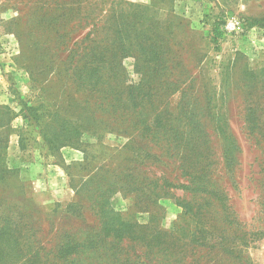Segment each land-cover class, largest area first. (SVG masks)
<instances>
[{
  "label": "rangeland",
  "instance_id": "1",
  "mask_svg": "<svg viewBox=\"0 0 264 264\" xmlns=\"http://www.w3.org/2000/svg\"><path fill=\"white\" fill-rule=\"evenodd\" d=\"M108 37L105 105L78 67ZM98 192L154 233L226 197L236 234L192 264H264V0H0V264H145Z\"/></svg>",
  "mask_w": 264,
  "mask_h": 264
},
{
  "label": "trees",
  "instance_id": "2",
  "mask_svg": "<svg viewBox=\"0 0 264 264\" xmlns=\"http://www.w3.org/2000/svg\"><path fill=\"white\" fill-rule=\"evenodd\" d=\"M109 40L110 37L106 39L107 43L102 46H92L87 55V59L78 67L83 76V83L86 87H90L92 94H96V96L99 97L100 104L105 105L106 103L104 100H108V103H111L112 99L116 97V85L112 81L111 76H108V73L112 70L113 64L111 54H109ZM102 92L107 94L101 96L99 93ZM43 108L44 104L34 107V110L37 112V118L45 116V111H40V109ZM100 108H102V106H100ZM113 112L114 111L110 113L112 114ZM139 113L141 114L140 111ZM54 115L55 114H53V116ZM149 117L150 116H147L145 118ZM41 123L46 125L45 127H48L47 122ZM159 130L165 136L170 132L165 128H161L156 129L154 133H161ZM74 132L77 136L82 134L80 128H75ZM191 185V181L183 184V186L188 189L191 188ZM174 186L177 187L176 185ZM156 192L158 195H171L169 190L163 186H160V189L158 188ZM215 196V199H221V195L215 194ZM95 199L99 202V212L97 210V214L100 218V225L103 228V238H112L113 243L118 245V247H121V242L127 241L133 251L134 257L142 258V263L145 264L151 262L153 264H178L180 262L186 263L188 259H190L188 264H192L198 257L205 255L201 253L198 257H195V254L198 253L195 249L205 246L203 245L205 238L199 236L198 232L208 233L213 236H226L227 234H236L238 230V228L235 227V212L229 211L231 207L227 203L228 199H226V197L220 200L223 203L226 200L225 203L221 205L220 210H214L213 208L211 210L202 211L201 209L195 208L194 204L188 202V207H186L183 217V221H186V223L174 222V229H172L174 231H165L164 233L160 231L156 233L150 232V229L148 230L146 225L124 220L121 212H116L111 208L103 192H98ZM198 213L200 214V218H195ZM190 222L196 224L195 230L192 228ZM189 236L191 237L190 242L187 240ZM194 242L198 244L195 246ZM192 243H194V246L189 249ZM75 248L76 246L69 242L64 249H60L55 258L60 260L69 259V257L65 255L71 254L72 250ZM189 251L192 253L189 254ZM126 259L127 261H134L130 255H128ZM54 263L59 264L57 260H55Z\"/></svg>",
  "mask_w": 264,
  "mask_h": 264
}]
</instances>
